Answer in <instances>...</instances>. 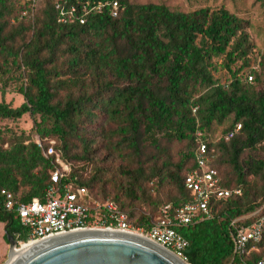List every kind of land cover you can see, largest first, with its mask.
Segmentation results:
<instances>
[{"label": "trees", "instance_id": "trees-1", "mask_svg": "<svg viewBox=\"0 0 264 264\" xmlns=\"http://www.w3.org/2000/svg\"><path fill=\"white\" fill-rule=\"evenodd\" d=\"M43 1L37 9L33 0H0V77L25 99L19 107L2 101L0 120L30 115L40 140L55 141L71 165L68 181L147 229L164 207L192 201L185 179L202 132L216 148L211 165L221 186L242 193L212 200V218L178 231L190 243L189 264H242L232 222L250 225L264 215V53L255 68L250 23L223 6L124 0L118 17L105 9L84 25L64 24L57 5L82 16L81 4L96 0ZM219 59L226 82L215 76ZM237 125L241 131L225 141ZM87 165L93 175L85 178ZM111 168L122 178L114 193L106 189ZM54 170L30 136L0 131V191L18 202L44 200ZM0 223L14 238L24 232L14 213H1ZM251 249L245 264L263 259L264 240Z\"/></svg>", "mask_w": 264, "mask_h": 264}, {"label": "built area", "instance_id": "built-area-1", "mask_svg": "<svg viewBox=\"0 0 264 264\" xmlns=\"http://www.w3.org/2000/svg\"><path fill=\"white\" fill-rule=\"evenodd\" d=\"M36 1L33 0L34 4ZM123 2L124 0L88 1L81 4L82 16L77 15L78 9L75 6L67 8L57 5V9L60 11L61 23L71 24L79 21L84 25L88 16L102 13L105 9H108L113 17H118L124 10ZM248 81L252 83L253 78L249 77ZM241 129L242 126L237 125L224 136V140L233 139ZM196 139V168L185 179V187L193 195L192 201L174 211L170 206L164 207L161 217L147 229L132 223L128 215L114 202L94 199L86 188L68 181L72 167L56 152V142L50 141L45 145L38 138L36 143L43 155L52 159L55 166L51 173L50 185L45 190V199L35 198L30 202H18L7 191H0V214H16L24 229V232L17 234L15 238L16 248L21 249L31 243L74 232L118 231L142 236L189 264L187 253L190 243L178 229L212 218V200H225L242 193L241 190L232 191L221 186L218 171L211 165L216 148L204 140L202 132H197ZM232 228L235 254L241 263L245 264L244 257L250 254L251 248L264 240V215L250 225L243 224L239 219L234 220ZM24 234L26 239L23 240ZM257 264H264V257Z\"/></svg>", "mask_w": 264, "mask_h": 264}, {"label": "water", "instance_id": "water-1", "mask_svg": "<svg viewBox=\"0 0 264 264\" xmlns=\"http://www.w3.org/2000/svg\"><path fill=\"white\" fill-rule=\"evenodd\" d=\"M6 236L10 262L17 243L7 231ZM22 251L12 264H187L142 236L107 230L69 233Z\"/></svg>", "mask_w": 264, "mask_h": 264}, {"label": "rangeland", "instance_id": "rangeland-1", "mask_svg": "<svg viewBox=\"0 0 264 264\" xmlns=\"http://www.w3.org/2000/svg\"><path fill=\"white\" fill-rule=\"evenodd\" d=\"M25 0H17L18 3L23 5ZM140 4H166L174 9L180 10H195L202 7H226L232 13L236 14L241 19L250 23L248 33L253 43L252 60L253 65L256 68L259 62V55L264 53V0H130ZM43 0H37L34 4L37 9L42 7ZM218 71L215 72V76L219 78V81L226 82V71L222 67V60L215 61ZM5 78L0 77V103L5 101L11 104L13 107H19L25 99L23 95L18 92L17 85L12 84L10 81L5 82ZM5 91V94L3 92ZM40 121V118L37 119ZM0 131L5 132V135L16 136H30L31 139L36 142L39 135L35 131V123L30 115H25L18 121L13 120H0ZM179 148H182L180 145ZM249 154V153H247ZM106 166V163L101 164ZM81 167V166H80ZM85 178L93 175L92 165L86 166ZM109 174L106 179L109 183L106 189L107 191L114 193L119 185L122 184L121 175L112 168L109 170ZM144 211L146 207H141ZM20 249V248H18ZM10 246L8 238L6 236L5 225L0 223V264H6L9 261Z\"/></svg>", "mask_w": 264, "mask_h": 264}, {"label": "bare ground", "instance_id": "bare-ground-1", "mask_svg": "<svg viewBox=\"0 0 264 264\" xmlns=\"http://www.w3.org/2000/svg\"><path fill=\"white\" fill-rule=\"evenodd\" d=\"M32 245H33V244L31 243V244H29V245L23 246L22 249H18V248H16V249L12 250V252H11V255H12L11 260H10V262H8L7 264H12V263H14V261L17 259V257L20 256V254L23 252L22 250H25V249L29 248V247L32 246Z\"/></svg>", "mask_w": 264, "mask_h": 264}]
</instances>
